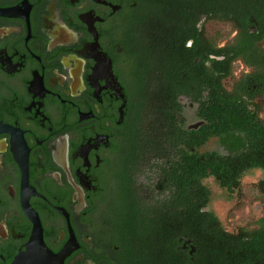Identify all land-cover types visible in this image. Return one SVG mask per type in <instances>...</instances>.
<instances>
[{"label": "flooded vegetation", "instance_id": "af4514ba", "mask_svg": "<svg viewBox=\"0 0 264 264\" xmlns=\"http://www.w3.org/2000/svg\"><path fill=\"white\" fill-rule=\"evenodd\" d=\"M150 11L136 0H0V264L207 263L199 214L215 220L209 231L228 235L264 218L232 230L213 209L214 187L246 199L244 179L255 172L263 176L253 185L261 209L263 169L241 175L234 190L203 178L210 195L200 208L198 163L184 162L216 152L206 150L215 139L224 151L216 153L229 154L218 137L197 143L213 131L216 76L230 61L219 50L239 32L190 8L176 24L164 21L166 11L161 20ZM217 24L231 34L212 33ZM258 30L253 21L249 32ZM253 72L235 60L222 85L231 91ZM139 73L150 104L144 112L136 109ZM244 97L264 104V96ZM156 104L167 113L161 120L180 129L177 147H157L152 137ZM123 169L131 200L142 205L130 216Z\"/></svg>", "mask_w": 264, "mask_h": 264}, {"label": "trees", "instance_id": "16d2710c", "mask_svg": "<svg viewBox=\"0 0 264 264\" xmlns=\"http://www.w3.org/2000/svg\"><path fill=\"white\" fill-rule=\"evenodd\" d=\"M139 6L147 5L151 8L153 19L161 20L166 12L169 13L168 21L176 24V20L189 16V8L192 14H207L209 20L216 22L230 23L233 30L239 32V36L226 48L219 50L230 59L223 75L217 74L214 94V118L213 131L207 137L199 136L197 145L201 147L205 144L210 135L218 137L220 144L229 153L220 155L216 152L210 154L198 155L185 163H198L199 168V205L200 208L205 206L208 201L210 192L201 183V180L209 175L214 176L223 187L234 190L239 186L241 175L249 170H264V119L259 117L260 112L264 110V104L248 103L245 95H249L252 100L264 96V0H136ZM166 11V12H165ZM188 13V14H187ZM256 21L259 24V30L252 35L249 27ZM160 23V22H159ZM172 25V24H171ZM184 31V30H183ZM176 36V33H174ZM142 55L139 52L136 58ZM141 59H144V57ZM241 59L249 66L255 67V72L243 77L236 82L231 91H227L222 85V80L231 76L232 62ZM145 66L142 73L146 71ZM154 71V68L152 69ZM222 71V69H221ZM155 74V73H153ZM154 83L158 82L156 75ZM157 81V82H156ZM137 89V107L140 112L150 109V104L146 98L147 84L143 74H137L135 81ZM255 91V94L253 92ZM252 92V94L250 93ZM157 106V107H156ZM156 108L151 109L154 118L155 129L153 131L157 147L173 146L177 147L178 132L180 129L176 124L171 126L161 120L165 117V109L156 104ZM139 112V113H140ZM170 113L171 111L168 110ZM174 114H176L174 112ZM173 143V144H172ZM172 144V145H171ZM185 155V154H184ZM190 154L186 153L185 156ZM138 157V155H137ZM161 158V156H159ZM136 158V155L135 157ZM128 162V163H127ZM132 161H126L130 165ZM176 164V162H174ZM210 169V172L208 170ZM125 169L120 171L123 173ZM122 202H125V208L129 216L134 210L142 209V205L133 197L131 190V179L128 174H122ZM177 178V177H176ZM260 192L264 197V181L259 184ZM123 212V210H122ZM127 215V213H125ZM200 216L199 249L204 255L201 257L203 262L199 264H264V218L260 219L255 225L254 230L243 229L238 235L215 233L209 227L217 228L215 220ZM168 217L167 237L168 244H173L172 234L170 231L174 226ZM206 218V219H205ZM130 219V217H129ZM131 221V220H130ZM210 221V222H209ZM138 222V218L134 220ZM207 222L210 225H205ZM140 227L129 225L128 228L135 229ZM143 227V225L141 226ZM207 229V230H206ZM213 237V239H212ZM204 239H209V242Z\"/></svg>", "mask_w": 264, "mask_h": 264}, {"label": "rangeland", "instance_id": "374dc122", "mask_svg": "<svg viewBox=\"0 0 264 264\" xmlns=\"http://www.w3.org/2000/svg\"><path fill=\"white\" fill-rule=\"evenodd\" d=\"M212 33L215 32L230 35L231 26L229 25H210L208 27ZM233 34V33H232ZM208 151H216L224 153L221 149L218 139L212 140L206 147ZM263 176L258 172L249 174L244 179V191L247 195L246 199H242L240 196L237 200L228 199V195L218 191L217 187H214L213 209L220 215L222 222L226 227H230L232 230H236L238 227H250L252 221L264 217V203L261 209L258 210V199L253 194V185L258 183ZM244 193L242 195L246 196Z\"/></svg>", "mask_w": 264, "mask_h": 264}]
</instances>
